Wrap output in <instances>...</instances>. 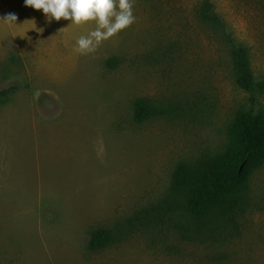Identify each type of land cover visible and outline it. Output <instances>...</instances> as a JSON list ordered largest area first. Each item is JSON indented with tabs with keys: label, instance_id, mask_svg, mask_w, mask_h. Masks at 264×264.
<instances>
[{
	"label": "rangeland",
	"instance_id": "obj_1",
	"mask_svg": "<svg viewBox=\"0 0 264 264\" xmlns=\"http://www.w3.org/2000/svg\"><path fill=\"white\" fill-rule=\"evenodd\" d=\"M203 1L135 0V23L82 55L94 23L0 0V264H264V166L231 183L234 128L264 114V0H207L254 104ZM206 167L232 208L196 218Z\"/></svg>",
	"mask_w": 264,
	"mask_h": 264
},
{
	"label": "trees",
	"instance_id": "obj_2",
	"mask_svg": "<svg viewBox=\"0 0 264 264\" xmlns=\"http://www.w3.org/2000/svg\"><path fill=\"white\" fill-rule=\"evenodd\" d=\"M199 16L202 21L209 24L224 33L227 39L239 87L250 94L252 104L256 102L254 93L257 86L248 61L247 51L235 44L225 33L224 26L219 17L214 13L211 4L204 0L199 9ZM142 109L143 104H138ZM140 115V114H139ZM141 116V115H140ZM141 120V117H137ZM233 153L234 172L232 174V186H241L249 177L251 172L264 166V114H254L252 112L244 113L235 126ZM187 171L181 172L177 178L185 177ZM227 185L223 177L219 175L212 167H206L196 177L188 198L189 212L193 217L201 218L208 210H216L224 205H232L227 200ZM227 202V203H226ZM99 237L92 241V247L99 249L101 247Z\"/></svg>",
	"mask_w": 264,
	"mask_h": 264
},
{
	"label": "clouds",
	"instance_id": "obj_3",
	"mask_svg": "<svg viewBox=\"0 0 264 264\" xmlns=\"http://www.w3.org/2000/svg\"><path fill=\"white\" fill-rule=\"evenodd\" d=\"M25 5L42 11L49 22L63 19L82 27L94 23V30L76 41L74 51L82 55L94 53L102 42L119 35L136 21L135 0H25ZM3 21L15 23L16 17L9 14Z\"/></svg>",
	"mask_w": 264,
	"mask_h": 264
}]
</instances>
